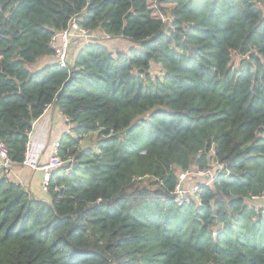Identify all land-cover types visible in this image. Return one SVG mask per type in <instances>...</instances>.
Here are the masks:
<instances>
[{"label": "trees", "instance_id": "trees-1", "mask_svg": "<svg viewBox=\"0 0 264 264\" xmlns=\"http://www.w3.org/2000/svg\"><path fill=\"white\" fill-rule=\"evenodd\" d=\"M158 3L174 4L161 7L171 23L149 0H0V140L13 164L49 105L81 136L100 133L97 151L63 135L75 166L51 172L47 199L0 172V264H264L249 203L264 195V0ZM76 15L134 46L94 40L62 66L52 37ZM213 159L229 175L201 204L176 205L178 171Z\"/></svg>", "mask_w": 264, "mask_h": 264}, {"label": "built area", "instance_id": "built-area-1", "mask_svg": "<svg viewBox=\"0 0 264 264\" xmlns=\"http://www.w3.org/2000/svg\"><path fill=\"white\" fill-rule=\"evenodd\" d=\"M166 23H171V18L168 15L161 14L160 16ZM83 18L81 15H76L71 18L68 27L60 32H57L52 37V46L54 48V56L56 60L64 67H69L70 62L74 60L70 57V51L72 44L77 43L80 46H85L97 40L96 32L85 28L82 25ZM109 36V35H108ZM61 143L56 140L53 143L52 153L49 161L42 167L38 165L36 161L30 158L31 147L30 143L27 147L26 158L23 163L29 165L31 168H40L46 170L44 175V180L42 188L44 192L48 191V182L53 170L63 169L64 172L70 173L73 171L75 166V159L73 156L62 157L60 154ZM213 155L216 154L215 148L211 149ZM13 162L9 155V150L7 145L0 140V172L4 178L12 180L13 177ZM212 167L208 169H197L188 168L178 171V181L176 182L174 188L170 192L173 196V201L178 206H183L190 202L191 199L196 200L197 203L202 202V191L205 186H212L216 183L219 176L229 175L230 171L227 166L220 162L218 159L212 160ZM152 177L149 174L139 175L135 178L138 181L147 182ZM196 182L193 184L192 181ZM253 200H261L264 202V195L253 196ZM259 210V217H254V219L262 218L264 219V205L257 206Z\"/></svg>", "mask_w": 264, "mask_h": 264}, {"label": "crops", "instance_id": "crops-1", "mask_svg": "<svg viewBox=\"0 0 264 264\" xmlns=\"http://www.w3.org/2000/svg\"><path fill=\"white\" fill-rule=\"evenodd\" d=\"M51 58H42L35 65L41 67L48 64ZM72 125L68 118L53 104L49 105L44 114L33 124L30 133V158L42 167L49 161L53 143L62 139L64 134H71ZM12 181L19 183L33 192L36 196L47 199V192L43 191L42 184L46 170L31 168L23 163L13 166Z\"/></svg>", "mask_w": 264, "mask_h": 264}, {"label": "rangeland", "instance_id": "rangeland-1", "mask_svg": "<svg viewBox=\"0 0 264 264\" xmlns=\"http://www.w3.org/2000/svg\"><path fill=\"white\" fill-rule=\"evenodd\" d=\"M149 6H150L153 14L155 16H159L160 17L161 14L167 15L166 13H163V11L161 10V7L170 10L171 8L174 7V4L162 3L161 5H159L158 0H149ZM96 39L98 41L106 44L107 46H109V48H111L112 50H115V51H123V52L124 51H129L130 48L132 46H134V44L132 42H130V41L126 40V39H112L110 36H108L106 34L97 35ZM80 47H81L80 44H77V43L72 44V48H71V51H70V57H71L72 60H74L76 52L79 51ZM151 73H152L153 76H161L162 77V75H164V71L158 65H155V66L152 67ZM151 113L152 112H149V113H146V114L138 117L134 121V123L140 122L142 124H145L146 121H148L150 119ZM73 127L74 126L72 125V128L70 129L71 130V137L75 138L78 141L77 142V148H80V149H89V148H91V149H94L95 151L98 150V139L100 137V133L98 131H93V132H90L88 134H84L83 136H81V134H79ZM148 133L149 132L146 131L145 135L148 134ZM58 140L62 144L64 138L63 139H58ZM195 182H196L195 180L192 181L193 184ZM249 203L251 205L252 204L256 205V207L264 205V202L261 201V200H257L255 203L252 202V201L249 202Z\"/></svg>", "mask_w": 264, "mask_h": 264}]
</instances>
